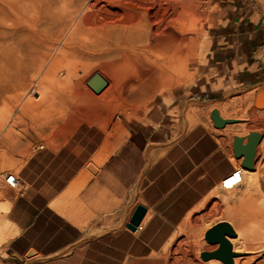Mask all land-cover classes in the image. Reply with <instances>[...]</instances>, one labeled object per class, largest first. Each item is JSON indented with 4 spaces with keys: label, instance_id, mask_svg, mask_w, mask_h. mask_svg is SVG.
Listing matches in <instances>:
<instances>
[{
    "label": "rangeland",
    "instance_id": "374dc122",
    "mask_svg": "<svg viewBox=\"0 0 264 264\" xmlns=\"http://www.w3.org/2000/svg\"><path fill=\"white\" fill-rule=\"evenodd\" d=\"M215 1L218 0H186L189 7H186L184 36L187 39L189 53L186 76L184 83H181L183 85L174 84L166 94H155L137 101L125 95L127 100L120 97L118 101L116 98L101 97L108 84L99 93L93 92L87 85L86 82L95 73L104 74L103 65L98 62L72 56L63 58L60 55L61 62L51 71L50 64L55 58L60 57V50L70 38L71 29L62 26L56 36L54 34L51 38L52 42L49 41L46 46L39 45V17L43 12L44 1L0 0V86L7 78L5 75L7 69L14 68L19 62V58L9 54V49L11 50L15 42L19 41L26 44L29 52L19 73L20 81H14L13 88L7 87V90L0 93V210H4L5 198L14 197L17 207L12 214L13 217L22 224L28 223L31 218L27 213L26 203L46 202L51 199L66 186L102 142L107 140L109 143L117 144L110 155L115 154V161L107 168H104L105 164L102 165L92 179L93 182L99 183V190L95 194L98 196L89 207L90 217L81 227L91 226L92 234H97L100 233L97 229L107 221L108 228L105 227L107 232L128 231L126 224L129 222L130 208L135 201L138 174L162 152L165 146L176 141L191 126L201 124L215 137L222 138L223 143L229 147L233 134L225 128L217 131L212 125L209 112L216 106L215 104L221 105L232 98H238L239 103L236 106L244 101L242 108L245 109L247 117L253 115L254 109L248 106L250 98L247 97L264 85V59L258 58V48L254 52L257 80L240 86L236 85L238 82L236 75L233 76L235 83L232 82V78H223L221 72L215 74L205 67L211 17L218 10L217 4L214 5ZM247 2L251 4L253 18L264 20V8L260 0ZM192 41L195 46L193 49ZM261 47H264V44ZM259 51L264 54V48ZM204 57L205 61L202 62ZM81 64H84L81 70L74 71ZM68 70L72 73L68 74ZM228 74L231 75L230 72ZM205 79L208 81L216 79L217 83L213 84V87H222L223 91L218 92L215 98H208L206 96L208 88L204 91L199 89V85L203 84ZM108 80L110 82L112 79L107 77ZM229 80L231 82H228ZM173 88L176 89L170 95ZM24 103L29 104L27 110L31 111L21 115L20 108ZM255 107L260 109L257 105ZM203 108L205 113L202 116H194L189 112L190 109ZM231 108L230 105L218 109L227 113H223L222 118L236 117L232 116ZM246 122L247 129L238 130V134L246 135L253 129L264 131L263 117L255 122L250 120ZM33 126L38 127L39 131H33ZM262 146L258 152L259 158L260 156L264 158V141ZM8 172L18 175L22 180L23 185L20 189L10 188L4 183L3 176ZM261 173L260 171V175L255 177V180L259 181L257 186L255 185L257 180L246 178L242 182L245 190L237 194L246 197L253 213L264 208ZM61 184L65 186L60 189ZM220 193L228 195L229 198H236L234 191ZM36 195L38 197L33 199ZM245 208L246 206L243 209ZM233 209L231 212L236 210ZM219 210V207H215L211 209L210 215L200 214L192 217L186 226L180 228L179 235L170 247L159 255L161 264H212L210 261L212 259L203 260L200 256L202 251H210L209 249L213 248V244L205 240L203 230L204 225L216 218ZM52 212L59 216L53 210ZM5 217L7 218V214ZM59 217L64 222H69ZM94 229L96 230L93 231ZM10 248H12L10 242L0 246V264L2 258L8 259L12 256L7 253ZM5 253L9 257H5ZM239 255L250 256L251 253L244 252Z\"/></svg>",
    "mask_w": 264,
    "mask_h": 264
},
{
    "label": "crops",
    "instance_id": "0c3cea01",
    "mask_svg": "<svg viewBox=\"0 0 264 264\" xmlns=\"http://www.w3.org/2000/svg\"><path fill=\"white\" fill-rule=\"evenodd\" d=\"M215 4L218 10L211 17L205 67L215 74L221 72L223 78H232L235 83L233 76L236 75L238 86L250 84L258 77L254 52L264 48L261 47L264 44V20L253 18L254 12H251L252 7L247 0H218ZM259 50L258 58H263ZM216 83V79H205L199 89L204 91L208 88L206 96L215 98L218 92L223 91L222 87H213ZM31 107L34 106L31 104ZM194 110L189 112L197 116ZM29 111L21 110L20 114L25 115ZM32 129L39 131L38 127L33 126ZM228 145L201 124L191 126L176 141L165 146L138 174L135 201L128 220L137 205L144 206L146 212L139 223L141 229L107 232L105 227L108 228V222L104 221V225L96 228L100 233L92 234L91 226L81 227L90 217L89 207L98 196L95 194L99 190V183L92 179L102 165L105 164L104 168L110 167L116 157L115 154L110 155L117 144L105 140L51 199L26 203L31 218L28 223L22 224L13 217L17 207L14 197L5 198L4 210H0V246L10 242V249L21 258H2L1 263L161 264L159 255L170 247L179 235V229L186 226L192 217L210 215L212 208H220L217 212L219 216L216 215L214 221L211 219L204 225L203 232L222 221L233 226L245 220L246 224L251 225V204H248L245 196H237L245 190L243 183L228 190L234 191L235 199L220 193L225 191L220 188V181L235 168L241 167V158L237 159L233 154L232 140ZM232 208L236 210L231 212ZM52 210L69 222H64ZM212 246L209 250L216 249L218 244ZM4 256L9 257L7 253Z\"/></svg>",
    "mask_w": 264,
    "mask_h": 264
},
{
    "label": "bare ground",
    "instance_id": "6f19581e",
    "mask_svg": "<svg viewBox=\"0 0 264 264\" xmlns=\"http://www.w3.org/2000/svg\"><path fill=\"white\" fill-rule=\"evenodd\" d=\"M42 1L44 2H42L43 12L39 17V45L46 46L49 41L52 42L51 38H53L54 34L56 36L57 31L62 26L70 28V38L64 43L59 56L61 55L63 58L79 57L80 59L102 64L104 74L101 75V72L95 73L86 82L95 93L101 92L108 84L109 87L107 86L102 92L101 97L116 98L119 101L120 97H125L126 99L127 96L132 98L133 101H137L155 94H166L174 84L184 83L189 53L187 39L184 36L187 16L186 7L188 6L186 0ZM29 36L31 35L29 34ZM24 44L16 41L15 46L11 50L9 49V54L19 58V62L16 63L14 68L10 67L7 69L5 74L7 78L4 84L0 86V93L7 90V87L13 88L15 86L14 81L21 76L19 73L22 71V65L29 56L27 46ZM191 47L192 49L195 48L193 41L191 42ZM61 56L57 59L55 58L50 64L51 67L49 68H52L51 71H53L57 63L61 62ZM260 56L263 57L264 54L261 53ZM83 65L81 64L74 71L81 70ZM68 71V74L72 73L71 70ZM106 76L112 80L110 82L109 80L107 81ZM91 79L93 81L90 85ZM100 85H104V87L100 89ZM98 88L100 91L97 90ZM247 98H250L248 106L254 109L253 115L250 117H247L245 109L242 108L244 101H240L239 106H236L239 103L237 102L238 98H232L224 104L214 106V108L220 110L225 106H232V112H230L232 116H236L233 119L239 121L227 123L224 127L237 136H244L239 135L238 130L247 129V120L255 122L261 117L264 118V85L250 93ZM255 105L259 106L260 109H256ZM29 107V104L24 103L21 110L26 112ZM194 113L197 116H202L205 110L204 108L196 109ZM223 113L224 111H219L221 117ZM223 128L215 129L220 130ZM263 141L264 136L257 145V154L260 147H263ZM240 168L242 169V182L246 178L252 179V181L255 180V177H258L261 171L263 181L261 180L260 182H262L263 186V156L259 158L258 155L257 160L254 162L253 170L242 166ZM5 175L3 176V181L8 187L13 189L22 187L23 182L18 175L13 174L18 179L13 185L6 182ZM256 180L257 184L255 185L257 186L259 181L258 179ZM219 186L225 191L236 188L223 189L221 185ZM262 186L261 188H264ZM252 222L249 225L243 220V222L233 225L232 228L236 235L227 237L233 252L236 253L233 257V264H264V208L252 213ZM194 223L196 224V222ZM244 252H249L251 255H239ZM210 261L212 264L222 263L218 259Z\"/></svg>",
    "mask_w": 264,
    "mask_h": 264
},
{
    "label": "water",
    "instance_id": "95a60500",
    "mask_svg": "<svg viewBox=\"0 0 264 264\" xmlns=\"http://www.w3.org/2000/svg\"><path fill=\"white\" fill-rule=\"evenodd\" d=\"M92 81L93 79H91L90 85ZM103 87L104 85L99 86L100 89ZM99 88L97 90L100 91ZM209 116L212 121V125L215 128H223L227 123L239 121L233 118H222L218 109L216 108H213L210 111ZM263 136L264 131L260 129L249 131V133L244 136H233V154L237 159L241 158L242 167L249 170L254 169V162L258 157L257 145ZM145 212L146 208L144 206L137 205L129 218V222L126 224V228L131 231H135L140 221L144 217ZM235 235V231L231 224L226 221L218 222L208 228L204 232V238L210 244L218 243V248L212 251H202L200 254L201 258L203 260L218 259L223 264H233V257L236 255V253L232 251L231 243L227 237H234ZM7 253L19 259L21 258L15 251L11 249H8Z\"/></svg>",
    "mask_w": 264,
    "mask_h": 264
},
{
    "label": "built area",
    "instance_id": "2783aa9c",
    "mask_svg": "<svg viewBox=\"0 0 264 264\" xmlns=\"http://www.w3.org/2000/svg\"><path fill=\"white\" fill-rule=\"evenodd\" d=\"M260 4L262 5V8H264V0H260ZM6 182L10 185H13L16 180L15 175L11 173H6ZM242 183V169L240 167L235 168L230 174L225 176L221 181L220 185L223 189H231L233 187H237ZM141 225H138L137 230L141 229Z\"/></svg>",
    "mask_w": 264,
    "mask_h": 264
},
{
    "label": "trees",
    "instance_id": "16d2710c",
    "mask_svg": "<svg viewBox=\"0 0 264 264\" xmlns=\"http://www.w3.org/2000/svg\"><path fill=\"white\" fill-rule=\"evenodd\" d=\"M62 185V184H61ZM61 187V186H60Z\"/></svg>",
    "mask_w": 264,
    "mask_h": 264
}]
</instances>
